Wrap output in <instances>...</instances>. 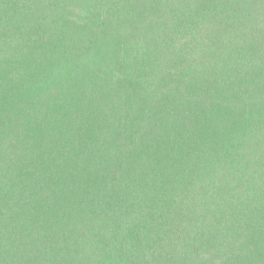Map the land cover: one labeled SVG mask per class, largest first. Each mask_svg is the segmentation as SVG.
Masks as SVG:
<instances>
[{
  "label": "trees",
  "instance_id": "trees-1",
  "mask_svg": "<svg viewBox=\"0 0 264 264\" xmlns=\"http://www.w3.org/2000/svg\"><path fill=\"white\" fill-rule=\"evenodd\" d=\"M0 264H264V0H0Z\"/></svg>",
  "mask_w": 264,
  "mask_h": 264
}]
</instances>
